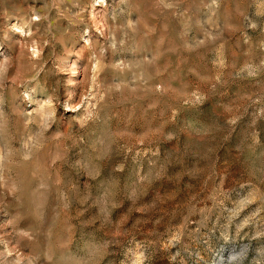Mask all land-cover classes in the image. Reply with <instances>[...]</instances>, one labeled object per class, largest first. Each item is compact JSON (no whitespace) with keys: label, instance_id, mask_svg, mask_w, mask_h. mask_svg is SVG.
<instances>
[{"label":"rangeland","instance_id":"374dc122","mask_svg":"<svg viewBox=\"0 0 264 264\" xmlns=\"http://www.w3.org/2000/svg\"><path fill=\"white\" fill-rule=\"evenodd\" d=\"M0 264H264V0H0Z\"/></svg>","mask_w":264,"mask_h":264}]
</instances>
